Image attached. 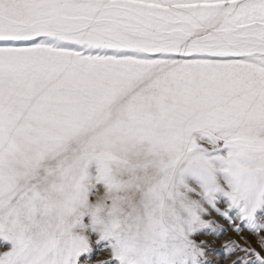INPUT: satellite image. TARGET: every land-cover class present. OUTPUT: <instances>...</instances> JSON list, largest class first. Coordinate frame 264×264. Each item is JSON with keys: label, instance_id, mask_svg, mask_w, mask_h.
I'll use <instances>...</instances> for the list:
<instances>
[{"label": "snow or ice", "instance_id": "6c2138e0", "mask_svg": "<svg viewBox=\"0 0 264 264\" xmlns=\"http://www.w3.org/2000/svg\"><path fill=\"white\" fill-rule=\"evenodd\" d=\"M213 213L264 264V0H0V264H212Z\"/></svg>", "mask_w": 264, "mask_h": 264}, {"label": "rangeland", "instance_id": "374dc122", "mask_svg": "<svg viewBox=\"0 0 264 264\" xmlns=\"http://www.w3.org/2000/svg\"><path fill=\"white\" fill-rule=\"evenodd\" d=\"M225 208H226V205H222L220 210L224 211ZM209 219L215 221L216 224L219 225L221 228L226 229V234H224L223 236H221V234L217 231L214 234H209V235L201 237V239L211 242V246L209 248V255H212V256L217 258V260H216L217 264H221V263L222 264H224V263L225 264L226 263L227 264H229V263L232 264V261H233L232 258L233 257L229 258L228 254L226 253V251L222 247L226 242H228L227 240H230L229 238H231V237H232L231 240L235 239V241H237V242H239L241 240H247V241L250 242L252 248H255L257 251L260 250L259 247H257L258 246L257 245V237L252 235L247 230L246 226H244L242 228V231H245V232H241L240 235H239V237H241V238H239L238 235L233 231V226H232V224L230 222L229 223H225L222 218L218 217L214 213L212 215H210ZM236 226L237 227L240 226L238 221H237ZM228 230H230V231L228 232ZM245 234H247V235H245ZM242 237H244V238H242ZM3 250H5V249L0 248V251H3ZM238 255H243V253H239ZM92 256H96V254H94ZM234 258H236V257H234ZM230 259H231V261H230Z\"/></svg>", "mask_w": 264, "mask_h": 264}, {"label": "bare ground", "instance_id": "6f19581e", "mask_svg": "<svg viewBox=\"0 0 264 264\" xmlns=\"http://www.w3.org/2000/svg\"><path fill=\"white\" fill-rule=\"evenodd\" d=\"M223 224V223H222ZM232 230V229H231ZM230 230H228V232H229ZM241 232H245V231H242L241 230ZM233 233V232H232ZM249 233V232H248ZM243 235V234H242ZM245 235H247V234H245ZM244 235V236H245ZM239 237V236H238ZM232 238V237H231ZM231 238H229L230 240H231ZM237 238V237H236ZM239 238H241V237H239ZM242 238H244V237H242ZM246 239V238H245ZM235 240V239H234ZM227 241H229V240H227ZM240 242V241H239ZM238 242V243H239ZM258 247V246H257ZM105 259H107V254L106 253H103V252H100V253H97L96 254V256H89V257H87L86 259H85V261H84V264H100V262L102 261V260H105ZM208 259L210 260V261H212V264H217L216 263V260H217V258L216 257H214V256H212V255H209L208 256ZM233 259H235L234 257L232 258V260ZM220 261V260H219ZM229 261V260H228ZM230 261H231V259H230ZM222 264V263H221ZM225 264V263H224ZM227 264V263H226ZM230 264V263H229Z\"/></svg>", "mask_w": 264, "mask_h": 264}]
</instances>
